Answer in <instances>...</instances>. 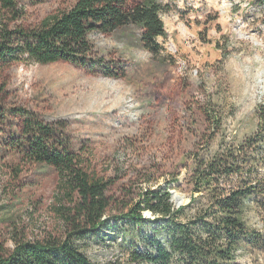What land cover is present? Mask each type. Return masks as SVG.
Masks as SVG:
<instances>
[{
  "label": "rangeland",
  "instance_id": "obj_1",
  "mask_svg": "<svg viewBox=\"0 0 264 264\" xmlns=\"http://www.w3.org/2000/svg\"><path fill=\"white\" fill-rule=\"evenodd\" d=\"M15 1V15L0 6V26L31 28L78 0ZM163 1L171 9L162 15L167 38L159 42L172 63L145 50L142 31L132 26L90 37L101 56L125 68L123 78L67 63L0 67V101L8 111L0 124V256L18 242L64 232L54 209L57 172L24 162L14 149L22 122L13 110L34 113L54 127L90 173L114 181L108 192L111 227L87 249L104 264H130L125 255L133 226L123 220L129 210L124 208L141 191L170 187L177 208L189 204L184 179L192 152L208 132L209 109L219 112L229 139L257 131L264 107V6L255 0ZM218 144L213 139L210 146ZM144 217L153 219L148 212ZM235 264L254 261L241 253Z\"/></svg>",
  "mask_w": 264,
  "mask_h": 264
},
{
  "label": "trees",
  "instance_id": "obj_2",
  "mask_svg": "<svg viewBox=\"0 0 264 264\" xmlns=\"http://www.w3.org/2000/svg\"><path fill=\"white\" fill-rule=\"evenodd\" d=\"M264 6V0H255ZM15 15V0H0ZM163 0H78L70 9L44 18L31 28L0 26V67L14 63H67L92 74L125 77V68L101 56L91 35H111L137 27L145 50L161 63H172L159 40L167 38L162 15L170 11ZM20 13V12H19ZM0 124L8 111L1 106ZM22 122L14 149L27 163L50 166L58 175L55 213L64 232L38 241L18 242L0 256V264H104L87 254L88 243L101 239L111 227L112 179L90 173L83 157L63 136L34 113L13 110ZM210 122L190 156L184 184L190 202L177 208L170 187L141 191L123 220L132 222L125 260L130 264H235L241 253L254 264L264 262V107L255 133L241 140L222 132L223 118L211 108ZM1 131V128H0ZM213 139H219L211 148ZM179 188H182L180 186ZM148 212L152 220L144 217ZM113 264V263H105Z\"/></svg>",
  "mask_w": 264,
  "mask_h": 264
},
{
  "label": "water",
  "instance_id": "obj_3",
  "mask_svg": "<svg viewBox=\"0 0 264 264\" xmlns=\"http://www.w3.org/2000/svg\"><path fill=\"white\" fill-rule=\"evenodd\" d=\"M176 199H177V200H180V197H179V196H176ZM179 204H180V203H178V205H179ZM180 205H181V204H180ZM180 205H179V206H180Z\"/></svg>",
  "mask_w": 264,
  "mask_h": 264
}]
</instances>
